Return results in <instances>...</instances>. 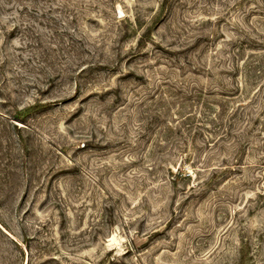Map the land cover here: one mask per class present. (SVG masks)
<instances>
[{
    "label": "rangeland",
    "instance_id": "374dc122",
    "mask_svg": "<svg viewBox=\"0 0 264 264\" xmlns=\"http://www.w3.org/2000/svg\"><path fill=\"white\" fill-rule=\"evenodd\" d=\"M0 264H264V0H0Z\"/></svg>",
    "mask_w": 264,
    "mask_h": 264
},
{
    "label": "bare ground",
    "instance_id": "6f19581e",
    "mask_svg": "<svg viewBox=\"0 0 264 264\" xmlns=\"http://www.w3.org/2000/svg\"><path fill=\"white\" fill-rule=\"evenodd\" d=\"M112 239H114V238H112Z\"/></svg>",
    "mask_w": 264,
    "mask_h": 264
}]
</instances>
